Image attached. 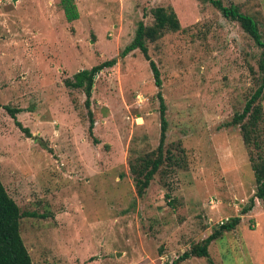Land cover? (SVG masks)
<instances>
[{"label":"rangeland","instance_id":"rangeland-1","mask_svg":"<svg viewBox=\"0 0 264 264\" xmlns=\"http://www.w3.org/2000/svg\"><path fill=\"white\" fill-rule=\"evenodd\" d=\"M220 1L251 16L264 39V0ZM74 2L78 18L67 22L58 0H0V182L32 264H264V201L241 212L255 182L229 124L254 88L259 48L206 0ZM165 5L181 28L146 41L157 88L138 49L119 53ZM111 57L86 107L63 80ZM158 90L163 149L180 160L181 148L182 160L163 163L138 197L128 158L157 146ZM261 104L264 115V90ZM232 217L208 257L176 261Z\"/></svg>","mask_w":264,"mask_h":264},{"label":"trees","instance_id":"trees-1","mask_svg":"<svg viewBox=\"0 0 264 264\" xmlns=\"http://www.w3.org/2000/svg\"><path fill=\"white\" fill-rule=\"evenodd\" d=\"M215 7L220 14L228 19L237 22L240 28L252 39L259 48L256 58V71L254 74V88L244 102V106L239 112H234L229 124L237 125L239 135L246 152L247 160L252 171L255 182V190L249 204L241 208V212L249 211L254 198L264 201V115L262 109V95L264 90V39L261 37L256 22L251 16L241 12L235 4H222L220 0H206ZM63 16L67 22L78 18V11L74 0H58ZM152 21L144 24L141 20L137 22L132 39L119 53L124 56L128 52L138 49L144 59L148 61L152 73L154 85L159 88L161 85L159 72L155 63L147 53L146 41H155L166 32H176L181 26L176 14L170 5L155 6L150 8ZM116 63V58L111 57L95 64L89 68H82L74 72L70 78L63 80L64 85L71 88H81L85 99L84 105L88 107L91 94L93 76L103 68L111 67ZM159 101V137L154 150L143 152L139 155L128 158V170L132 177L135 195L140 197L145 193L154 173L163 164L176 165L182 160L181 148L175 146V150L180 160H177L172 149H163L166 119L164 116V104L160 91L156 92ZM13 117L18 111L17 108L3 106ZM88 133L92 135L91 129L93 121L91 112L88 109ZM16 124H19L16 121ZM26 134L28 131L22 129ZM93 142L96 139L93 138ZM31 215H34L33 213ZM21 213L14 200L8 195L4 186L0 182V264H32L31 258L22 242L19 234V218ZM238 217H232L222 222L217 229L207 235L201 242L193 243L183 251L176 261L189 257H208L207 245L216 239L222 231L230 230L238 223Z\"/></svg>","mask_w":264,"mask_h":264},{"label":"water","instance_id":"water-1","mask_svg":"<svg viewBox=\"0 0 264 264\" xmlns=\"http://www.w3.org/2000/svg\"><path fill=\"white\" fill-rule=\"evenodd\" d=\"M14 1H15V0H12V2H14ZM94 76H95V75H94ZM94 76H93V77H94Z\"/></svg>","mask_w":264,"mask_h":264}]
</instances>
